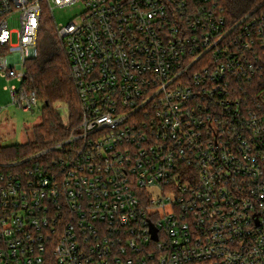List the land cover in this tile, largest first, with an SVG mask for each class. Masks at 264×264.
<instances>
[{
    "label": "built area",
    "instance_id": "1",
    "mask_svg": "<svg viewBox=\"0 0 264 264\" xmlns=\"http://www.w3.org/2000/svg\"><path fill=\"white\" fill-rule=\"evenodd\" d=\"M234 1L0 0L25 112L44 13L85 8L53 24L79 122L60 105L67 139L0 161V264H264V0Z\"/></svg>",
    "mask_w": 264,
    "mask_h": 264
},
{
    "label": "trees",
    "instance_id": "2",
    "mask_svg": "<svg viewBox=\"0 0 264 264\" xmlns=\"http://www.w3.org/2000/svg\"><path fill=\"white\" fill-rule=\"evenodd\" d=\"M248 1L250 0L234 1L236 5L242 3L238 12L245 10L244 3ZM43 17L39 54L27 62L31 90L36 92L38 99L43 103L41 122L33 128L32 141L20 145L0 146L1 162L25 159L67 139L69 129L65 127L61 115L56 111L58 106H67L71 126H75L80 120V101L70 61L50 16L44 13Z\"/></svg>",
    "mask_w": 264,
    "mask_h": 264
},
{
    "label": "rangeland",
    "instance_id": "3",
    "mask_svg": "<svg viewBox=\"0 0 264 264\" xmlns=\"http://www.w3.org/2000/svg\"><path fill=\"white\" fill-rule=\"evenodd\" d=\"M85 11L83 3H76L67 7L54 8L50 14L58 26H67L73 20H78ZM48 15L49 13H45ZM53 20V24H54ZM10 29L18 28V15L9 20ZM17 42V35L13 36V43ZM6 79L0 77V146L20 145L34 139L33 128L40 124L43 103H38L33 111L25 112L12 104L10 86ZM66 113H62L65 118Z\"/></svg>",
    "mask_w": 264,
    "mask_h": 264
},
{
    "label": "water",
    "instance_id": "4",
    "mask_svg": "<svg viewBox=\"0 0 264 264\" xmlns=\"http://www.w3.org/2000/svg\"><path fill=\"white\" fill-rule=\"evenodd\" d=\"M154 238L156 239L157 238V236H156V231L154 230Z\"/></svg>",
    "mask_w": 264,
    "mask_h": 264
}]
</instances>
